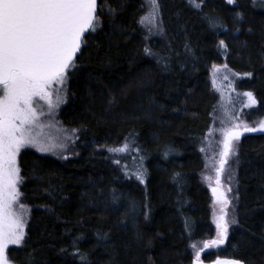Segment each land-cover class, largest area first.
I'll return each mask as SVG.
<instances>
[{"label": "trees", "instance_id": "16d2710c", "mask_svg": "<svg viewBox=\"0 0 264 264\" xmlns=\"http://www.w3.org/2000/svg\"><path fill=\"white\" fill-rule=\"evenodd\" d=\"M157 3L160 28L148 34L146 0H98L59 111L78 155L20 154L31 211L13 264H192L190 243L212 238L199 179L218 102L208 70L225 60L247 75L237 85L257 100L247 117L264 118V0ZM120 147L131 154L108 152ZM236 220L219 256L264 264V132L240 142Z\"/></svg>", "mask_w": 264, "mask_h": 264}, {"label": "snow or ice", "instance_id": "6c2138e0", "mask_svg": "<svg viewBox=\"0 0 264 264\" xmlns=\"http://www.w3.org/2000/svg\"><path fill=\"white\" fill-rule=\"evenodd\" d=\"M227 2L233 4L234 0ZM151 7L154 15L157 0H151ZM95 10L96 0H0V264H9L7 245H20L24 238L22 220L11 211L19 196L17 154L26 145L41 152L54 146L40 143L32 133L37 120L33 99L40 97L48 100L49 108L53 106L49 86L64 82L81 47L82 34L95 28ZM245 95L254 102L252 93ZM258 130L264 131V122ZM239 135L236 131L226 133L228 138ZM217 227L221 229L218 239L206 243V248L223 243L227 227ZM216 264L238 262L218 260Z\"/></svg>", "mask_w": 264, "mask_h": 264}, {"label": "rangeland", "instance_id": "374dc122", "mask_svg": "<svg viewBox=\"0 0 264 264\" xmlns=\"http://www.w3.org/2000/svg\"><path fill=\"white\" fill-rule=\"evenodd\" d=\"M141 24L148 34H156L159 31L160 20L158 8H156L153 15L151 0H146V12L142 16ZM207 78L210 89L217 96L218 102L212 114L209 130L201 141L200 152L203 157L204 166L199 175V179L209 193L210 223L214 233L210 239L192 241L190 243L189 249L193 256L192 264H216L218 260L231 261L220 257L219 253L224 248L231 229L237 224V167L240 142L242 137L247 134L264 132L258 130L261 123L264 122V118L249 120L247 117L249 111L257 107V100L254 93L237 88L240 82L248 78L247 75L230 70L225 60H223L219 64L210 66ZM68 81L69 76L65 73L63 83L53 82L49 86V99L53 105L51 108H49L48 100L41 99L40 97L33 99V107L37 114V120L35 126L32 128V133L40 143L54 146H50L47 151L41 152L36 146L26 145L20 149L16 157L17 167L19 169V182L17 184L19 196L12 204L11 211L22 220L24 237L31 209L23 203L20 192V186L22 184L18 164L20 154L25 150H30L37 154L53 157L61 161L78 155L75 148L78 131L65 127L59 120V111L67 101ZM245 93H252L254 102L249 100ZM2 95L3 90L0 87V97ZM245 127L257 130L246 131ZM232 131L239 132V137H226V133ZM226 138L229 140V148L227 150L225 149ZM103 149L105 148L101 150ZM108 152L116 155L115 157L117 158L123 157V155L127 157L131 154L127 150L121 152L108 149ZM213 189H215V192ZM218 224H223L227 227V234L224 241L218 245H212L206 248V243L218 239V234L221 231L217 227ZM20 245L9 243L5 249L7 257L9 248ZM205 254H212L214 259L205 261L203 258ZM8 261L9 264H13L9 258Z\"/></svg>", "mask_w": 264, "mask_h": 264}, {"label": "water", "instance_id": "95a60500", "mask_svg": "<svg viewBox=\"0 0 264 264\" xmlns=\"http://www.w3.org/2000/svg\"><path fill=\"white\" fill-rule=\"evenodd\" d=\"M97 9H98V0H96V10H95V18H96V14H97ZM95 21V20H94ZM91 31V29L87 30L84 34H82V37H81V46H82V43H83V40L84 38L86 37V35ZM80 50H81V47L79 49V51L75 54L74 58H73V61H72V65L74 64V62L76 61L79 53H80ZM71 65V66H72ZM70 66V67H71ZM70 67L66 70V73L68 72V70L70 69Z\"/></svg>", "mask_w": 264, "mask_h": 264}]
</instances>
